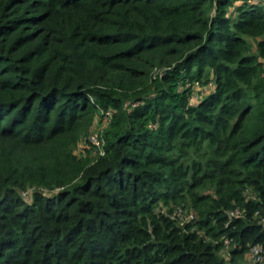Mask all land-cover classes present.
Wrapping results in <instances>:
<instances>
[{
    "label": "trees",
    "instance_id": "1",
    "mask_svg": "<svg viewBox=\"0 0 264 264\" xmlns=\"http://www.w3.org/2000/svg\"><path fill=\"white\" fill-rule=\"evenodd\" d=\"M236 1L0 0V264L264 248V0Z\"/></svg>",
    "mask_w": 264,
    "mask_h": 264
},
{
    "label": "built area",
    "instance_id": "2",
    "mask_svg": "<svg viewBox=\"0 0 264 264\" xmlns=\"http://www.w3.org/2000/svg\"><path fill=\"white\" fill-rule=\"evenodd\" d=\"M105 118H109L110 112L107 111L104 114ZM88 140L98 149L101 148L102 140L100 138V135L98 134L97 131H93L89 134ZM162 212H164L167 215H170L171 218H177L180 222V224H183V218H186L185 215L187 216L188 220L191 221L195 218L194 212H186L180 207H176L174 211L170 214L166 212V209H162ZM229 216L230 217H242L244 215L243 210H240L238 208L232 209L229 211ZM264 222V219L261 220ZM248 258L251 261V264H264V248L259 245V244H254L251 245L249 248V253H248Z\"/></svg>",
    "mask_w": 264,
    "mask_h": 264
},
{
    "label": "rangeland",
    "instance_id": "3",
    "mask_svg": "<svg viewBox=\"0 0 264 264\" xmlns=\"http://www.w3.org/2000/svg\"><path fill=\"white\" fill-rule=\"evenodd\" d=\"M242 1L243 0H237L236 1V4H242ZM249 2H254V0H249ZM202 88V87H201ZM197 93H195V94H193V96H196V97H199V98H202L201 96L203 95V94H205V93H207V92H209L208 90H206V91H204V89L202 88V89H197ZM202 94V95H201ZM195 99H193L192 100V103H194L195 104ZM94 123H96V120L94 121ZM99 123V122H98ZM96 125H100V124H96ZM101 126H103V125H101ZM96 131H97V128L95 129ZM26 197L28 196V195H26V194H24ZM185 217L186 218H183V221L184 222H189V220H188V218H187V216L185 215ZM248 253H249V251H248ZM226 257L228 258L229 256L226 254ZM247 259H246V262H248L249 264L251 263V261H250V259L248 258V254H247V257H246Z\"/></svg>",
    "mask_w": 264,
    "mask_h": 264
}]
</instances>
